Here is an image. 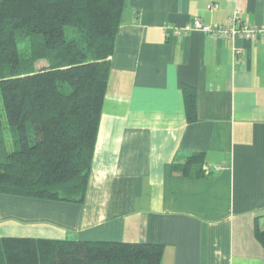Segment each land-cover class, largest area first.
Returning a JSON list of instances; mask_svg holds the SVG:
<instances>
[{"label": "crops", "instance_id": "obj_1", "mask_svg": "<svg viewBox=\"0 0 264 264\" xmlns=\"http://www.w3.org/2000/svg\"><path fill=\"white\" fill-rule=\"evenodd\" d=\"M231 16L261 27L264 0H128L84 204L0 194V238L153 243L162 264H264V41L174 33ZM184 85L197 92L194 122ZM197 153L204 175L174 172Z\"/></svg>", "mask_w": 264, "mask_h": 264}, {"label": "trees", "instance_id": "obj_2", "mask_svg": "<svg viewBox=\"0 0 264 264\" xmlns=\"http://www.w3.org/2000/svg\"><path fill=\"white\" fill-rule=\"evenodd\" d=\"M128 0H0V194L83 205ZM186 116L197 92L183 86ZM205 155L174 162L202 176ZM259 218V217H258ZM264 247V227L256 224ZM140 242L0 238V264H162Z\"/></svg>", "mask_w": 264, "mask_h": 264}, {"label": "built area", "instance_id": "obj_3", "mask_svg": "<svg viewBox=\"0 0 264 264\" xmlns=\"http://www.w3.org/2000/svg\"><path fill=\"white\" fill-rule=\"evenodd\" d=\"M166 28H169V26L167 25ZM190 31H201L216 39L242 38L245 40L264 41V25L257 27L237 16H231L227 23L217 25H208L201 19L196 18L183 28H175L174 33L180 35L182 32L187 33Z\"/></svg>", "mask_w": 264, "mask_h": 264}]
</instances>
